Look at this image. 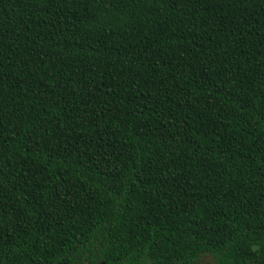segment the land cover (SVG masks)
<instances>
[{
  "label": "trees",
  "instance_id": "obj_1",
  "mask_svg": "<svg viewBox=\"0 0 264 264\" xmlns=\"http://www.w3.org/2000/svg\"><path fill=\"white\" fill-rule=\"evenodd\" d=\"M0 264H264V0H0Z\"/></svg>",
  "mask_w": 264,
  "mask_h": 264
}]
</instances>
